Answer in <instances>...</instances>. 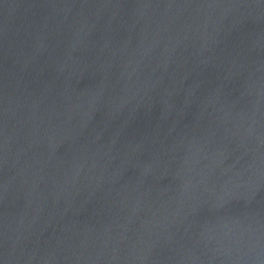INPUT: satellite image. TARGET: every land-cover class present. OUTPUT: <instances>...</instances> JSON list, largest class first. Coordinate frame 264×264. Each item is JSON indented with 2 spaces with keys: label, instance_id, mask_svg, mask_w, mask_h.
<instances>
[{
  "label": "water",
  "instance_id": "1",
  "mask_svg": "<svg viewBox=\"0 0 264 264\" xmlns=\"http://www.w3.org/2000/svg\"><path fill=\"white\" fill-rule=\"evenodd\" d=\"M0 264H264V0H0Z\"/></svg>",
  "mask_w": 264,
  "mask_h": 264
}]
</instances>
